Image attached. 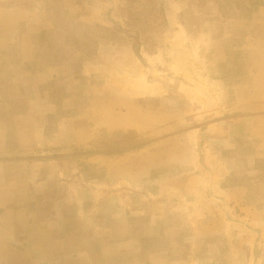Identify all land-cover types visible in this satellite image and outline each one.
<instances>
[{
	"label": "rangeland",
	"instance_id": "1",
	"mask_svg": "<svg viewBox=\"0 0 264 264\" xmlns=\"http://www.w3.org/2000/svg\"><path fill=\"white\" fill-rule=\"evenodd\" d=\"M22 3L0 8L3 153L53 159L40 199L69 222L19 263L264 264V0Z\"/></svg>",
	"mask_w": 264,
	"mask_h": 264
},
{
	"label": "crops",
	"instance_id": "2",
	"mask_svg": "<svg viewBox=\"0 0 264 264\" xmlns=\"http://www.w3.org/2000/svg\"><path fill=\"white\" fill-rule=\"evenodd\" d=\"M5 1L0 0V8H10L22 15L23 8L26 7L22 3L24 0H9V4ZM18 136L22 141L26 134L19 133ZM28 149L19 148V155L23 158L6 159L3 153L4 140L0 138V262L4 264L6 258H15L11 264H20L21 260L32 257L51 258L54 255V245H59L60 240L54 238L55 229L58 230L59 236L63 235V239H66L67 231L64 225L69 221L63 215L54 216L55 209L61 213L60 204L56 203L55 207L53 200L48 210L42 206L44 202L40 199L61 187L49 183L53 182L55 177L60 178L62 171L52 168L53 159L49 161L51 172L37 171L34 167L38 159L32 156V153L26 152ZM39 173L44 176L43 182H39ZM40 195L43 196L39 197ZM60 202L61 206H64V202ZM44 209L45 217L42 218L39 214L44 212ZM72 220L77 221L76 218Z\"/></svg>",
	"mask_w": 264,
	"mask_h": 264
}]
</instances>
